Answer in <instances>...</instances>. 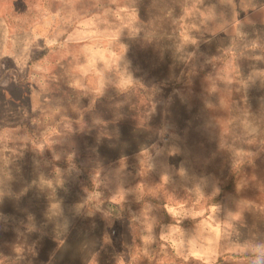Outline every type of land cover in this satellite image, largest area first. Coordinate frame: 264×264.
Masks as SVG:
<instances>
[{
	"label": "rangeland",
	"instance_id": "obj_1",
	"mask_svg": "<svg viewBox=\"0 0 264 264\" xmlns=\"http://www.w3.org/2000/svg\"><path fill=\"white\" fill-rule=\"evenodd\" d=\"M126 185L177 264H264V0H0V208Z\"/></svg>",
	"mask_w": 264,
	"mask_h": 264
},
{
	"label": "crops",
	"instance_id": "obj_2",
	"mask_svg": "<svg viewBox=\"0 0 264 264\" xmlns=\"http://www.w3.org/2000/svg\"><path fill=\"white\" fill-rule=\"evenodd\" d=\"M129 187L111 191L104 201L74 190L65 198L41 197L40 213L45 214L38 219L32 207L18 214L0 208V227L6 225L8 235L0 237V264H177L174 243L162 246L167 248L164 258L160 223L148 213L151 205L159 207L134 197ZM149 220L153 223L145 226Z\"/></svg>",
	"mask_w": 264,
	"mask_h": 264
}]
</instances>
